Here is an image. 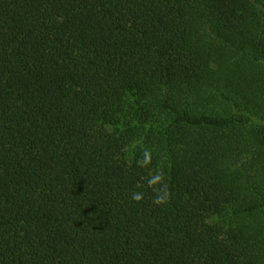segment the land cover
Segmentation results:
<instances>
[{
    "label": "trees",
    "instance_id": "obj_1",
    "mask_svg": "<svg viewBox=\"0 0 264 264\" xmlns=\"http://www.w3.org/2000/svg\"><path fill=\"white\" fill-rule=\"evenodd\" d=\"M0 264H264V0H0Z\"/></svg>",
    "mask_w": 264,
    "mask_h": 264
}]
</instances>
